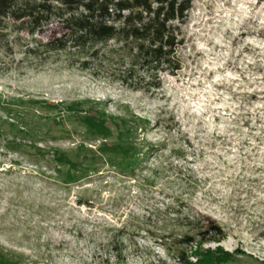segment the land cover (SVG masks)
<instances>
[{
	"label": "rangeland",
	"instance_id": "obj_1",
	"mask_svg": "<svg viewBox=\"0 0 264 264\" xmlns=\"http://www.w3.org/2000/svg\"><path fill=\"white\" fill-rule=\"evenodd\" d=\"M61 32L0 29V264H177L184 234L193 263L264 264V0H194L148 93L45 53Z\"/></svg>",
	"mask_w": 264,
	"mask_h": 264
},
{
	"label": "trees",
	"instance_id": "obj_2",
	"mask_svg": "<svg viewBox=\"0 0 264 264\" xmlns=\"http://www.w3.org/2000/svg\"><path fill=\"white\" fill-rule=\"evenodd\" d=\"M193 1L0 0V29L12 20L19 30L34 35L60 23L62 32L41 45L45 53H66L81 70L148 93L161 88L163 74L174 75L181 68L178 49ZM223 233L213 221L198 232L214 238L203 242L220 240ZM158 241L174 263L201 259L195 255V262L190 261L188 249L195 243L190 234L162 235Z\"/></svg>",
	"mask_w": 264,
	"mask_h": 264
}]
</instances>
